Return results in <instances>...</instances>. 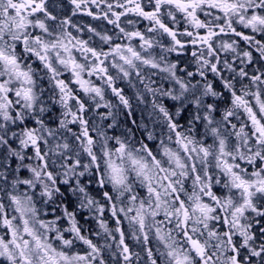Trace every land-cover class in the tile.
<instances>
[{"label": "snow or ice", "instance_id": "obj_1", "mask_svg": "<svg viewBox=\"0 0 264 264\" xmlns=\"http://www.w3.org/2000/svg\"><path fill=\"white\" fill-rule=\"evenodd\" d=\"M0 264H264V0H0Z\"/></svg>", "mask_w": 264, "mask_h": 264}, {"label": "flooded vegetation", "instance_id": "obj_2", "mask_svg": "<svg viewBox=\"0 0 264 264\" xmlns=\"http://www.w3.org/2000/svg\"><path fill=\"white\" fill-rule=\"evenodd\" d=\"M56 2H57V4H59V3H60V0H56ZM65 2H66V0H65ZM103 7H104V5H101V8H103ZM88 8L91 9V10H93L94 12H98V11H100V9H96L95 6H94V5H91V4L88 5ZM57 11H61V8L58 7V8H57ZM76 17H78V18L81 19V21H82V25L92 24V25H95V26L97 27V26H100L101 23H104L106 27H110V26H107V25H106V22L95 21V20H93L91 17H88V16H87L86 14H84V13H80V14H78L77 16L73 17V19L76 18ZM145 23H146V22H145ZM142 26H143V25H141V27H142ZM85 38H86V36H85ZM237 39H238V38H237ZM240 46H241V47H244V46H245L244 43H243L242 41L240 42ZM229 58H230V57H229ZM171 59H173V60L175 59V54L172 55ZM182 59H187V58H186V57H182ZM209 79H211V74H209ZM121 86H123V85H121ZM129 95H131L130 92H129ZM109 98H111V97H109ZM138 135H139V134H138ZM92 226L95 227V224H93ZM85 227L87 228L88 225H85Z\"/></svg>", "mask_w": 264, "mask_h": 264}, {"label": "rangeland", "instance_id": "obj_3", "mask_svg": "<svg viewBox=\"0 0 264 264\" xmlns=\"http://www.w3.org/2000/svg\"><path fill=\"white\" fill-rule=\"evenodd\" d=\"M73 20H74V22H76L77 24L82 25V21H81L80 18L76 17V18H74ZM93 26H95V25H93ZM97 27H98V30H99V26H97ZM97 39H98V38H97ZM139 116H140V112H139V109H137L136 118L139 119ZM145 120H147V115H146V113H145ZM110 226H112V225L110 224Z\"/></svg>", "mask_w": 264, "mask_h": 264}]
</instances>
